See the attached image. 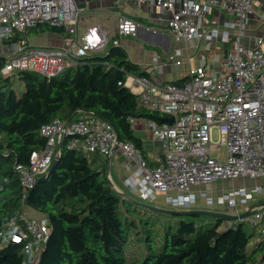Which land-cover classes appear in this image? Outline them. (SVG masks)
<instances>
[{"label": "built area", "instance_id": "built-area-1", "mask_svg": "<svg viewBox=\"0 0 264 264\" xmlns=\"http://www.w3.org/2000/svg\"><path fill=\"white\" fill-rule=\"evenodd\" d=\"M170 14L169 31L177 42L205 40L230 45L222 67L221 77L210 74L206 67L193 70L183 86L166 83L158 76H128L125 85L139 98V102L174 117V123L148 121L153 137L161 144L164 161L150 168L133 144L118 143L114 126L107 120L83 115L70 121L56 119L42 127L48 139L46 147L33 151L28 165L18 164L22 186V208L9 227L18 221L25 228L11 235L14 243H24L29 256L23 264H37L52 234L47 216H29V194L40 178L47 175L62 145L72 137L70 147L80 149L89 157L96 153L111 156L121 149L138 163L137 177L128 180L142 200H155L164 194L169 205L190 209L199 199L209 206L215 201L207 192L199 195L197 186L217 180L264 178V37L254 44L247 43L249 24L256 15L257 0H151ZM213 7L232 17L223 28L204 27ZM81 9L76 0H0V60L1 75L9 77L20 71L38 73L48 79L59 78L69 69L77 68L81 60L107 47L109 32L92 26L80 35L78 22ZM63 27L67 42L62 47L37 46L25 36L39 25ZM139 24L132 18L121 17L118 36H136ZM15 38V39H14ZM120 41L114 40L119 46ZM181 51L170 57L178 65ZM215 135L219 141L215 143ZM223 150V154L214 151ZM257 186L248 191L240 188L218 199L221 205L237 207L238 198L247 203L253 194L261 193ZM249 220L261 226L264 240V210ZM4 231L0 230V237Z\"/></svg>", "mask_w": 264, "mask_h": 264}, {"label": "trees", "instance_id": "trees-1", "mask_svg": "<svg viewBox=\"0 0 264 264\" xmlns=\"http://www.w3.org/2000/svg\"><path fill=\"white\" fill-rule=\"evenodd\" d=\"M47 33L67 37L63 27L49 24L21 36ZM14 76L0 73V230L4 231L0 264H23L29 257L24 243L10 240L25 223L8 224L22 208L17 165H28L32 152L46 147L44 125L56 119L70 121L77 111L85 110L109 121L120 142L133 144L150 168L158 167L165 157L150 162L134 129L138 119L162 124L165 116L142 105L125 85L128 76L150 74L114 41L108 53L83 58L79 67L59 78L18 72L16 78L25 85L21 94L14 88ZM189 80L174 84L183 86ZM71 141L68 137L63 143L55 171L38 182L27 199L28 206L46 215L52 227L37 264H264V240L251 246L257 236L254 229L244 223L233 228L234 222L212 215H171L178 223L162 219L167 213L117 192L106 176V166L100 169L92 156L71 148Z\"/></svg>", "mask_w": 264, "mask_h": 264}, {"label": "crops", "instance_id": "crops-1", "mask_svg": "<svg viewBox=\"0 0 264 264\" xmlns=\"http://www.w3.org/2000/svg\"><path fill=\"white\" fill-rule=\"evenodd\" d=\"M77 6L81 9L78 22V31L83 35L89 27L101 26L109 32L110 42L107 47L93 55H105L108 53L111 43L114 41L119 19L129 17L139 24L136 36H120L119 46L125 49L129 59L147 70L150 76H158L166 83H176L190 79L191 72L198 67H206L210 74L221 77L225 72L222 67L226 54L231 48L220 41H214L216 47L205 40H194L191 42H177L169 31L168 20L170 14L156 6L151 0H76ZM256 15L252 18L247 31V43L254 44L259 37H264V0H257ZM232 17L220 8L213 7L206 17L204 27H221L231 21ZM32 44L37 46L62 47L67 42V37L47 33L35 38L26 37ZM177 50L181 51L182 61L178 65L171 61L170 57ZM222 69H218V67ZM135 133L143 140L144 152L148 160L156 163L162 160L164 155L161 144L153 137L148 128V121L138 119L134 122ZM139 132L140 134H137ZM92 159L100 169L106 166V174L112 182L117 192L127 198L137 201L139 193L130 185L128 180L137 177L138 163L135 159L126 156L121 150L117 149L111 156H104L99 153L94 154ZM109 168V170H108ZM230 181V180H228ZM233 184L223 181H216L213 184L197 186L193 189L197 195L207 192L215 203L209 206L206 200L199 199L196 205L190 209H213L227 214H241L249 211L264 203V178L262 179H238L231 181ZM261 187L262 192L253 194L247 203H242L238 198L237 207H230L228 204L221 205L218 199L232 191L246 188L248 191L255 187ZM141 199V198H140ZM156 207L161 203L170 206L164 194H159L155 200ZM158 204V205H157ZM29 216L34 218H44L43 213L29 208ZM244 225L249 229L257 231L251 246L262 241L261 226H255L249 219L244 221Z\"/></svg>", "mask_w": 264, "mask_h": 264}, {"label": "water", "instance_id": "water-1", "mask_svg": "<svg viewBox=\"0 0 264 264\" xmlns=\"http://www.w3.org/2000/svg\"><path fill=\"white\" fill-rule=\"evenodd\" d=\"M1 69H2V61L0 60V71H1ZM87 114L88 115L97 116L94 113H90V112H87L85 110H79V111H77L75 113V115L73 116V118H75L76 116H79V115H87ZM174 121H175V118L174 117L165 118L164 119V122L174 123ZM115 134H116L118 143H120L119 134H118V132H117L116 129H115ZM60 158H61V155H59V156L56 157V159H55V161H54V163H53V165H52L49 173L47 175H44L43 177H41L40 180H39V182H42V181L46 180L48 178V176L50 175V173H52L53 171H55V169L57 168L58 163L60 161ZM108 170H109V168H108ZM110 183L112 184L111 181H110ZM145 206L146 207H149L148 205H145ZM149 208H152L153 210H156V211H159V212H165V213L170 214V215H175V216H185V215H212L214 217H218V218H222V219L227 220V221L234 222L233 223V228H237L239 226V223H244V221L248 220L250 217H252L257 212H260V211L264 210V203L261 204V205H259V206H257V207H255V208H253V209H250L247 212L241 213V214H227V213L215 211L213 209H201V210H199V209L198 210H195V209H184V210L165 211V210L159 209L157 207H149ZM46 247H47V245L45 246V248H44V250H43V252L41 254V258L44 255V252L46 250Z\"/></svg>", "mask_w": 264, "mask_h": 264}, {"label": "rangeland", "instance_id": "rangeland-1", "mask_svg": "<svg viewBox=\"0 0 264 264\" xmlns=\"http://www.w3.org/2000/svg\"><path fill=\"white\" fill-rule=\"evenodd\" d=\"M212 45L214 46V47H216V45L214 44V43H209V49L210 48H212ZM218 69H222L220 66L218 67ZM15 78H13L14 79V88H15V90L17 91V93L18 94H21L22 92H24V90H25V85H24V83L23 82H21L20 80H18L17 78H16V74H15V76H14ZM137 134H140L139 132H137ZM215 143L216 142H218L220 139H219V137L217 136V135H215ZM223 148L221 149V150H219V151H214V153H216V154H219V156H221L223 153ZM107 177H108V173H107V175H106ZM108 179H109V177H108ZM110 180V179H109ZM217 181H223V182H225V183H230V184H233V182H231V181H233V180H230V181H228V180H217ZM216 182V181H215ZM213 184V183H212ZM136 201V200H135ZM138 204H141V205H148L149 207H156L155 206V203H153V202H149V201H145V200H142V199H140V198H137V201H136ZM158 205V204H157ZM159 207H157V208H159V209H162V210H165V211H171V210H178L177 208H175V207H173V206H168V205H166L165 203H161V204H159L158 205ZM180 210H184V209H180ZM164 216L162 217V219L163 218H165V220H169V221H174L173 223H178L179 221H178V219L177 218H175V217H173V216H171L170 214H163ZM177 219V220H176ZM248 227V226H247ZM3 242L6 244L7 242H8V239L7 238H5L4 240H3Z\"/></svg>", "mask_w": 264, "mask_h": 264}]
</instances>
